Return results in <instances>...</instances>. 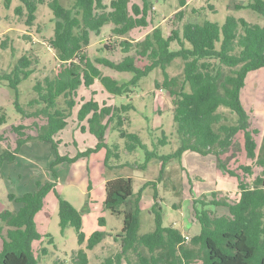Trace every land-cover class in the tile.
<instances>
[{
  "label": "trees",
  "instance_id": "1",
  "mask_svg": "<svg viewBox=\"0 0 264 264\" xmlns=\"http://www.w3.org/2000/svg\"><path fill=\"white\" fill-rule=\"evenodd\" d=\"M16 1L19 4L14 12L18 18L25 16L27 27L35 21L39 6L49 8L53 30L47 45L55 58L50 74L36 79L26 104L18 100V87L35 72L37 60L27 54L31 50L18 58L11 70H0V84L16 92L12 103L15 112L21 119H32L35 130V135H26L24 130L28 127L11 125L17 138L12 150L0 143V176L3 165L13 164L22 146L29 142L48 144L55 158L48 167L51 181L37 180L33 192L8 196L9 201L14 200L20 207L0 212V223L6 229L5 235L0 236V264H38L32 252L33 243L45 238L48 244L52 243L49 235L37 228V217L45 210L49 195L56 200L61 232L72 227L78 244L85 242L87 250L104 239L105 233L100 230L89 237L82 232L83 211L76 210L60 195L57 167L105 150L103 165L111 168L110 161L119 159L120 148L118 144L108 146L106 139L109 132L115 131L124 140V151H144L141 169L156 159L160 162L161 175L170 160L180 159L187 152L212 155L217 175L235 184L237 190L233 196L212 191L210 198L203 196L194 201L200 205L193 210L199 232L185 240L178 229L163 226L162 207L157 203L155 188L149 209L154 227L140 233L142 192L154 183L146 182L135 194L131 178L107 181L104 208L123 218L122 229L115 236L121 254L135 255L134 264H264V133L258 140L259 130L252 126L250 113L241 100L248 76L264 68V0H246L245 5L236 6L237 10L258 15L262 24L228 15L222 25L203 20L196 10L185 17L181 9L186 0H178L179 11L167 23L168 34L160 26H154L138 40L128 37L133 30L149 26L154 0H110L109 4L105 0ZM12 3L13 0H3L6 9ZM107 25L111 26V40L92 56L91 35L100 36ZM8 49L13 52L6 40H1L0 52ZM175 60L181 61L182 70L180 75L171 76L168 69ZM100 67L132 76L121 82L104 74ZM155 70L162 74V80L155 81V88L171 97L178 141L177 149L166 155L148 150L137 134L127 131L131 105L100 104L92 90L95 82H99L111 97L128 96L132 88ZM81 87L92 90L89 99L79 95ZM75 108L81 132L92 135L96 144L74 156L59 155L57 148L61 141L57 136L68 126ZM8 119L1 107L0 142L5 140L2 134ZM166 143L164 135L157 142L161 146ZM238 157L250 162H240ZM235 159L237 166L233 168L231 162ZM254 168H260V173L252 178ZM99 226H104L103 218L99 219ZM45 254L43 248L41 255ZM74 254L71 263L53 264H87L83 250L77 251V259Z\"/></svg>",
  "mask_w": 264,
  "mask_h": 264
},
{
  "label": "rangeland",
  "instance_id": "2",
  "mask_svg": "<svg viewBox=\"0 0 264 264\" xmlns=\"http://www.w3.org/2000/svg\"><path fill=\"white\" fill-rule=\"evenodd\" d=\"M138 2V0H133ZM110 0H105L109 4ZM246 0H186V5L181 9L185 17L193 10L200 11L203 20L217 22L222 25L225 17L232 15L236 18H244L248 22L262 24L263 20L255 13L247 10H237V5H245ZM19 3L13 0L9 9L4 8L3 0H0V41L6 40L11 49L1 51L0 70L9 71L23 54L31 50L30 57L37 60L35 72L23 81L18 87V100L26 104L31 97L32 87L36 79L50 74L54 68V53L48 48L47 40L52 35L53 15L46 5L39 6L36 19L32 26L24 24L25 16L17 17L14 8ZM178 0H154L152 8L153 19L147 28L135 29L128 37L130 40H138L147 34L152 27L160 26L168 34V21L179 11ZM211 6V8H209ZM195 16V15H192ZM111 26L102 29L100 36L91 35L89 47L92 56L97 55V50L110 39ZM111 40V39H110ZM118 58V57H117ZM104 74L112 75L119 81H127L131 78L129 73H117L110 69L100 67ZM182 63L175 60L168 69L171 76L180 75ZM162 74L159 70L151 72L143 78L128 96H109L95 82L92 90L95 91L94 99L100 104L131 105L128 112L129 124L125 126L128 132L137 134L148 150H155L159 155H166L175 151L178 141L173 128L171 97L164 91L155 88V81H161ZM91 89H79V95L89 99ZM16 92L10 90L4 84H0V108H4L8 115V125L3 129L4 142H0L5 149L12 150L15 147L17 135L13 133L11 125L22 124L28 127L24 130L26 135H35L32 119H21L12 105ZM241 100L249 111L252 126L259 130L258 140L264 133V68L252 72L246 81V86L241 93ZM221 111L227 112L225 109ZM76 111L72 113L68 126L57 136L61 141L57 148L59 155L74 156L79 151L93 147L96 139L82 133L80 124L76 120ZM167 138L164 146L157 144L162 136ZM107 145H119V159L110 161L111 168L103 165L105 150L91 154L88 158L80 159L73 164L64 163L57 167L60 195L67 200L76 210L83 211L82 232L89 237L94 231L105 233L104 239L92 250L86 249V243L79 245L76 231L67 227L61 232L59 227L58 207L53 195L47 198V206L37 217V228L42 234H48L52 243L47 239L35 241L32 246L33 255L38 264H53L56 261L71 263L72 253L77 259V251L83 250L87 256V264H134L135 255L127 252L121 254L120 243L115 241V236L123 226L122 216L112 215L104 208L105 183L117 177L131 178L133 191L136 194L146 182L154 183L147 186L142 192L140 202V233L151 231L154 227L152 214L149 209L153 204L152 194H158L159 206L162 207L163 226H172L179 231H186L193 236L199 231V224L193 215L194 207L200 205L194 203L199 198H210L212 191H219L228 196L235 194V184L220 178L216 172V162L212 155L200 156L193 152L185 153L180 159L170 160L166 164L163 173L160 172V162L152 159L146 168L140 166L145 161V153L136 149L133 153L124 151V140L118 137L117 132H109ZM55 158V152L46 143L29 142L22 146L13 164L5 163L0 176V212L2 210H17L20 204L14 200L9 201L10 194L21 196L27 192H33L35 182L51 181L49 164ZM243 163L250 161L238 157ZM237 159L232 167L237 166ZM260 173V168H254L253 176ZM89 181L91 190L88 191ZM104 219V226H99V219ZM1 235H5V227L0 223ZM2 240L0 237V248ZM188 244V243H186ZM46 254L41 255L42 249ZM109 262V263H108Z\"/></svg>",
  "mask_w": 264,
  "mask_h": 264
},
{
  "label": "built area",
  "instance_id": "3",
  "mask_svg": "<svg viewBox=\"0 0 264 264\" xmlns=\"http://www.w3.org/2000/svg\"><path fill=\"white\" fill-rule=\"evenodd\" d=\"M182 236H183V238H184L185 240H188V239H189V236L186 235V234H183Z\"/></svg>",
  "mask_w": 264,
  "mask_h": 264
},
{
  "label": "crops",
  "instance_id": "4",
  "mask_svg": "<svg viewBox=\"0 0 264 264\" xmlns=\"http://www.w3.org/2000/svg\"><path fill=\"white\" fill-rule=\"evenodd\" d=\"M198 232H199V231H198ZM181 234H182V235H183V234H186V235H187V232H186V231H182Z\"/></svg>",
  "mask_w": 264,
  "mask_h": 264
}]
</instances>
